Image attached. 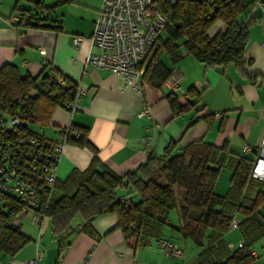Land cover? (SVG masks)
Instances as JSON below:
<instances>
[{"label": "crops", "instance_id": "obj_1", "mask_svg": "<svg viewBox=\"0 0 264 264\" xmlns=\"http://www.w3.org/2000/svg\"><path fill=\"white\" fill-rule=\"evenodd\" d=\"M262 1L255 0L252 14L261 16V20L250 27L244 51V71L257 77L255 83L232 65L206 68L183 52L182 59L175 64L166 55L161 58L171 70V76L179 78L176 91L166 82L156 87L145 80L138 90L123 88L121 77L85 66L89 51H96L90 46L89 37L101 0H0V68L13 64L21 74L32 78L45 72L80 85L83 91L77 109L71 112L57 106L48 124L34 133L60 141L62 128L68 125L76 130L86 129L100 161L118 174L135 170L149 154L162 155L170 143L175 145L176 153L192 142L203 140L217 148L225 146L236 154L255 158L264 138V47L261 46L264 12L259 5ZM37 2L48 11L43 26L20 24L18 17L33 10ZM222 27V22L217 21L208 31L209 37ZM74 36L83 37L80 45L73 44ZM170 93L182 105L195 100L191 93L199 101L174 115L167 100ZM203 107L205 110L199 112ZM143 108L149 109V113L139 117ZM150 127H153L152 140L146 149L143 139ZM245 144L251 148L248 153L242 151ZM92 155L86 147L66 143L56 183L63 182L73 170H85ZM52 194L57 197L56 187ZM45 219L49 221L47 216ZM235 219L239 222L241 217ZM17 220L30 241L13 257L0 254V264H26L34 257L36 244L42 252L38 264H177L179 259L163 252L160 246L163 239L180 243L184 264H192L201 249L196 246L188 250L187 239H181L176 229L181 225L177 208L169 214L162 238L145 246L137 245L134 237H124L115 213L93 219L89 231L76 219L73 232L64 244L52 236L50 225L48 237L42 240L44 221L38 224L36 235L35 229L29 233L23 231L24 223L35 225L30 214ZM223 239L227 244L232 243L230 249L234 250L243 235L234 226ZM258 241H264V237ZM254 244L252 264H264V242L253 248Z\"/></svg>", "mask_w": 264, "mask_h": 264}, {"label": "trees", "instance_id": "obj_2", "mask_svg": "<svg viewBox=\"0 0 264 264\" xmlns=\"http://www.w3.org/2000/svg\"><path fill=\"white\" fill-rule=\"evenodd\" d=\"M255 6V0H178L167 6L163 35L138 65L145 66L142 79L161 87L171 77L162 56L175 64L185 52L206 68L232 65L255 83L257 77L244 71L249 29L261 20V16L252 14ZM27 13L32 17L27 25L43 26L48 16L40 2ZM217 21L223 27L209 37L208 31ZM58 77L63 78L42 72L32 78L21 74L13 64L1 67L0 121L8 113H22L23 122L16 134L34 133L29 128L31 124H48L53 110L65 107L76 92L73 81L63 78L64 84H60ZM191 97L193 102L182 105L173 93L168 94L172 113L177 115L196 105L198 97L194 93ZM204 110L205 107L198 111ZM78 130L79 138L68 137L67 143L86 147L93 155L85 170H73L63 182L55 183L50 192L45 213L54 238L64 244L76 219L89 231L93 219L115 213L124 237H134L137 245L145 246L162 238L169 214L177 208L181 225L176 229L181 239H190L201 248L192 264L253 263L252 245L264 237V182L250 176L253 156L236 154L225 146L217 148L203 140L176 153L175 145L170 143L162 155L149 154L135 170L118 174L100 161L87 130ZM224 167L231 175L227 192L220 195L214 188ZM55 187L57 197L52 194ZM126 195L131 198L129 204L120 200ZM17 210V202L11 198L0 212V254L11 257L30 241L20 227L9 224L17 218ZM236 216L241 217L237 226L244 245L231 250L223 236Z\"/></svg>", "mask_w": 264, "mask_h": 264}, {"label": "built area", "instance_id": "obj_3", "mask_svg": "<svg viewBox=\"0 0 264 264\" xmlns=\"http://www.w3.org/2000/svg\"><path fill=\"white\" fill-rule=\"evenodd\" d=\"M178 0H101L89 37L90 46L85 66L107 70L123 80V88L139 89L143 81L145 66L138 67L144 60L155 41L163 35L167 23L164 9ZM264 12V1L260 4ZM45 15V14H43ZM30 13L18 17L20 24L31 21ZM82 36H74L72 42L78 46ZM264 47V41L261 42ZM60 84L64 79L57 78ZM166 84L172 91L179 88V78L171 76ZM82 88L77 85L72 101L65 103L67 110L74 112L81 100ZM149 109L143 108L138 116H146ZM23 122L22 113L6 114L0 121V212L5 209L11 198L17 202L16 217L30 214L33 224H41L46 218V208L50 192L57 181L58 166L67 138L78 139L80 132L71 125L62 128V140L52 141L37 133L16 134L15 130ZM153 127L143 139L147 149L152 140ZM249 145H243L244 153L250 152ZM251 178L264 182V138L258 147L252 166ZM11 197V198H10ZM120 200L129 204L131 198L126 195ZM17 218L9 224L20 227ZM238 221L232 220L231 227ZM243 240L238 246H243ZM160 246L166 255L179 259L184 264V249L178 242L163 239ZM233 248V244H228ZM254 255V252L252 251ZM42 252L36 244L35 255L26 264H38Z\"/></svg>", "mask_w": 264, "mask_h": 264}, {"label": "rangeland", "instance_id": "obj_4", "mask_svg": "<svg viewBox=\"0 0 264 264\" xmlns=\"http://www.w3.org/2000/svg\"><path fill=\"white\" fill-rule=\"evenodd\" d=\"M164 60H165V58H164ZM29 128L32 132H36V131H39L41 129V126L36 125V124H31V125H29ZM230 175H231V171L224 167V169L222 170V173H221V175H220V177L216 183V186L214 188V191L217 194L223 195L227 192ZM159 181H162V179H159ZM24 224L26 226L23 227V231L28 232L29 230L35 229L36 235L38 234V228H39L38 224H35L34 226H30L27 223H24ZM49 225H50V222L48 221V219H45L43 222V229H42V235H43L42 238L43 239L42 240H44V238L48 237V235H49ZM262 242H264V241L256 242L257 245L254 244L253 248L261 246L260 244H262ZM186 244H187L186 246H187L188 250L191 247L197 248L196 245H194L190 239L186 240Z\"/></svg>", "mask_w": 264, "mask_h": 264}]
</instances>
